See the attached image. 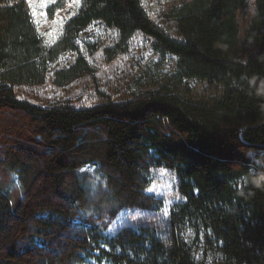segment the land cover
<instances>
[{
	"label": "trees",
	"instance_id": "trees-1",
	"mask_svg": "<svg viewBox=\"0 0 264 264\" xmlns=\"http://www.w3.org/2000/svg\"><path fill=\"white\" fill-rule=\"evenodd\" d=\"M93 25L114 32L105 61L140 34L154 68L119 100L33 102L28 90L50 77L63 86L91 73L77 41ZM172 25L141 0H82L50 45L26 0H0V264H81L95 251L110 264H207L188 227L233 264H264V0H182ZM166 58L174 68L164 76ZM189 79L213 94H177ZM159 167L184 199L165 216L146 192ZM121 211L126 223L107 236Z\"/></svg>",
	"mask_w": 264,
	"mask_h": 264
},
{
	"label": "rangeland",
	"instance_id": "rangeland-1",
	"mask_svg": "<svg viewBox=\"0 0 264 264\" xmlns=\"http://www.w3.org/2000/svg\"><path fill=\"white\" fill-rule=\"evenodd\" d=\"M56 1V0H55ZM82 0H67L63 8L58 9L51 17L39 0H33L31 14L38 32L43 35L47 44L55 43L62 35L64 26L68 19L73 17ZM146 12L159 24L168 28L173 33L172 19L182 0H141ZM29 5V4H28ZM32 9H35V13ZM46 11V15L44 14ZM240 24H244L243 13L238 14ZM114 32L105 31L99 25H93L84 31L77 41L78 52L84 54L91 67V73L84 74L71 83L63 86H55L48 81L35 89L28 90L29 97L33 102L40 104H53L58 101H69L74 105H90L99 103L102 99L119 100L134 89L137 81L145 78V69L151 70L158 60L148 46L147 42L140 34H135L128 42L127 51L118 54L110 61L103 58L102 48L112 43ZM86 43H96L95 50L89 54ZM76 57L75 52H70L59 57L58 65L72 62ZM54 65V66H55ZM174 62L171 58H166L161 73L164 76L173 71ZM144 76V77H143ZM176 93L193 100L207 99L214 92V88L207 82L197 79H189L180 84L175 89ZM104 93L105 96L101 94ZM149 185L156 186L155 190L147 193L153 194L161 199L162 207L160 213L167 215L170 208L183 202L184 199L178 191V179L174 172L163 167L154 168L149 173ZM241 182L238 183V186ZM129 216V211H121L109 224L105 234L109 237L123 226ZM209 236V235H207ZM203 232L188 227L184 230L185 239L194 247V256L198 261L207 264H233L225 259L216 249H214L213 238L207 237ZM96 257L87 258L81 264H110L102 258L99 252H93Z\"/></svg>",
	"mask_w": 264,
	"mask_h": 264
},
{
	"label": "snow or ice",
	"instance_id": "snow-or-ice-1",
	"mask_svg": "<svg viewBox=\"0 0 264 264\" xmlns=\"http://www.w3.org/2000/svg\"><path fill=\"white\" fill-rule=\"evenodd\" d=\"M39 2H40L41 4H43L44 7H45V9H46L47 6H48L50 3H54L55 0H39ZM26 3H28L29 6H30V8H31V5H32V3H33V0H26ZM32 10H33V12L35 13V9H32ZM44 14H45V15L47 14L46 11H45ZM155 188H156V186L153 185V187H150V188H148V189H146V190L149 191V192H152V191L155 190ZM166 214H167V213H166Z\"/></svg>",
	"mask_w": 264,
	"mask_h": 264
},
{
	"label": "crops",
	"instance_id": "crops-1",
	"mask_svg": "<svg viewBox=\"0 0 264 264\" xmlns=\"http://www.w3.org/2000/svg\"><path fill=\"white\" fill-rule=\"evenodd\" d=\"M31 11V10H30ZM35 23V22H34ZM36 25V24H35ZM41 36H42V38H43V35L41 34ZM43 40H44V38H43ZM45 41V40H44Z\"/></svg>",
	"mask_w": 264,
	"mask_h": 264
}]
</instances>
